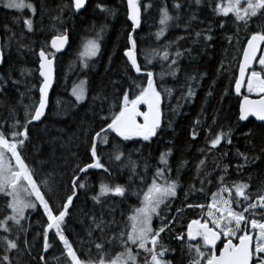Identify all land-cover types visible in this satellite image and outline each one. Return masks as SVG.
I'll return each mask as SVG.
<instances>
[{"label": "snow or ice", "instance_id": "obj_1", "mask_svg": "<svg viewBox=\"0 0 264 264\" xmlns=\"http://www.w3.org/2000/svg\"><path fill=\"white\" fill-rule=\"evenodd\" d=\"M87 0H70V3H61L56 9L50 10L45 0H39L40 19L48 15L50 11L56 14L49 16L51 24L48 31L54 33L50 43L41 41L38 52L32 46L36 42L24 44L25 32L37 31L34 20L38 12L37 4L31 0H0V7L23 14L25 10L31 13V17L21 15L14 22L22 20L24 29L17 34L5 26L4 43L0 44V67L6 63L4 49H9L15 43L17 52L28 51L38 56L39 76L42 82L39 86V100L29 104H23V119L17 118V108L7 105L8 117L0 120V198H3V206L0 208V264H23L22 253L32 255L33 245L21 234H26L30 224L25 222L29 219L26 212L42 209L46 223L42 224V252L47 253L53 247L55 241L62 245L60 256L55 257L57 264H173L166 259L169 253H175V249L164 244L161 239L162 233L173 231V224L177 223V217L183 212V208H176L175 216L169 215L172 204L178 197V189L181 188L179 173L181 168L188 163L182 160L176 168V178H172V166L169 157L172 149L169 148L159 155L158 163L151 174L148 182L147 159H144L143 173L137 171V161L131 158V153L123 150L121 142L138 140L151 143L153 138L160 136L164 129L172 130V120L166 117L165 108L170 103L172 89L164 85L166 75L173 79L181 72L179 61L185 56L195 59L193 48L185 47L181 50L176 47L170 51L173 45L187 39L186 36H177L175 40H169L157 49L152 50L151 58L145 57L146 63L142 66L137 59V40L133 33L141 27L142 8L144 12L153 7L152 3H141V0H126V17L131 22V31L126 37V49L123 56L125 61V76L128 83L126 86L117 80H112V91L118 95L109 96L103 90L91 95L93 116H98L100 124L98 128L83 126L82 135H77L75 140L84 145V156L71 151V147H79L70 139L68 142L69 156L72 157V173L67 183L57 182L54 171L40 176L33 162L28 160L27 148L32 143L29 126H35L34 122H41L48 107V93L54 81V61L56 54L61 52L69 42L68 30L64 25V12H69L68 19L79 14L85 9ZM205 0H172L171 11L167 0H160L158 7L159 28L154 33L159 41L166 35L170 28H182L185 33L193 35L192 44L203 41L201 51L205 52L213 39L212 25L207 29L201 28L196 31L193 24L199 20L198 12L204 6ZM208 7L217 16L228 17L231 13L236 31L226 39L232 47L241 43L239 33H246V46H243L242 60L238 61V75L230 78V86L234 85L237 97H242L239 103L237 122H250L254 117L259 125L244 132L245 137H252L254 130H259L264 140V0H228L227 4L217 2L213 6L209 0ZM96 8L100 12L114 16L116 12L108 7L97 3ZM187 12L185 17L184 13ZM253 18H257L253 21ZM250 22L255 24V29L249 31ZM106 25H102L95 39H88L82 43V51L78 57L81 70L86 71L94 65L89 61L94 60L101 51L100 40ZM219 27H225V21L219 22ZM39 31H45L41 27ZM11 33V35H8ZM250 37V38H248ZM235 40V44H233ZM259 53V55H258ZM227 54V49H225ZM158 58L161 63V71L155 73L148 65L153 59ZM227 58V56H225ZM167 64V68L164 64ZM257 64V67L253 65ZM231 66H225L224 60L220 61L217 69L218 75L228 71ZM30 70H21V76ZM133 73L135 75H133ZM203 78V75L199 77ZM187 81H197L196 74H185ZM8 81L13 85L20 84V80L13 79L11 71L7 76L0 75V96L6 95ZM27 93H21L23 97L32 91V87L26 84ZM242 89L247 95L242 94ZM90 93L88 80L81 79L74 82L71 96L75 98L74 107L88 99ZM229 95V89L225 90ZM208 96L212 95L210 88ZM195 97L193 86L188 85L187 91L181 93V98L190 101ZM31 100V97L29 96ZM99 102V111L95 110ZM6 102H0V108ZM59 105V101L57 102ZM164 105L165 107H162ZM144 106L146 110H142ZM181 107L179 102L176 109H171L174 115H178L177 109ZM203 115V109L201 112ZM217 118L214 114L212 124L204 128V147L198 149L201 159L195 166L196 176L187 190L184 191L185 200L195 193H206V189L215 184L216 191L211 193L210 202L186 203L187 208L200 209L198 218L191 219L186 224V230L182 229L175 233L174 239L182 242L181 256L187 255L186 264H264V181L258 188L253 189L251 174L245 180H230V164L225 163L232 150L227 146L233 144L234 129L229 127L224 130L213 132ZM7 125V127H5ZM201 120L198 118L191 127L190 136L193 141L200 134ZM119 138V139H117ZM111 144V150L101 146ZM66 145L62 144L61 147ZM35 147V145H33ZM246 149L238 148L232 153L235 162L232 167L237 177L243 175L245 169L255 165L264 157V147L260 154L255 152V144L251 139L246 141ZM101 152H107L105 157ZM219 153V155H217ZM211 157L213 167L207 169L208 159ZM117 162V167L122 173L128 169L129 176L126 184L109 183L101 181L98 193L89 197L94 206H101L97 215L95 208L83 211L87 220V239L78 238V247H74L68 237L66 220L71 215L70 207H74V200L78 199L79 190H84L87 196L89 183L87 177L90 170H100L112 175L108 166ZM38 163L43 168L48 160H40ZM67 164V158H65ZM138 181V183H137ZM198 181V185L197 182ZM61 190L63 195L61 196ZM131 196H135L138 203L132 206L128 213L121 212L120 216L126 219L118 220L115 212L116 201L107 200L108 197H119L120 203H124ZM107 211V217L105 216ZM160 220L159 227H153V221ZM83 223V221H81ZM50 233H52L50 242ZM23 245V247H21ZM219 245V247H218ZM81 253H83V258ZM40 264H47L43 254L38 255Z\"/></svg>", "mask_w": 264, "mask_h": 264}, {"label": "trees", "instance_id": "obj_2", "mask_svg": "<svg viewBox=\"0 0 264 264\" xmlns=\"http://www.w3.org/2000/svg\"><path fill=\"white\" fill-rule=\"evenodd\" d=\"M37 4L38 12L34 17V27L37 31L33 33L25 32L24 44H30L32 41L36 43L32 45L38 52L41 41L50 42L53 32L48 31L51 24L49 16L55 15L54 11H50L48 15L40 19L39 14V0H31ZM50 10L56 9L61 3H70L68 0H45ZM152 3L153 7L144 12L142 8V23L141 27L133 33L134 38L137 40V59L138 63L142 66L146 63L145 57L151 58L152 50L159 48L169 40H175L177 36H186L187 39L181 40L178 44L173 45L170 51H174L176 47L183 50L185 47L191 46L193 48V54L196 56L195 59H189L187 56L179 61L181 66V72L175 79L171 76L166 75L163 83L166 87L171 88L172 97L170 103L165 108V115L172 120V130L164 129L163 133L153 138L151 143L132 140L127 142H121L123 150L126 153L125 160L119 163H125L127 153H131V158L137 161L139 167L137 171L143 173L144 159H147L148 168V182H150L151 174L154 171L158 163L159 155L165 152L167 149H172V155L169 157V163L172 166V178H176V168L182 160H187L188 163L185 167L181 168L179 173V181L181 188L178 189V197L172 204V210L169 215L175 216L176 208H183V212L177 217L178 222L173 224V231L170 233H162L161 239L164 244L170 248L175 249V253H169L166 259L173 261V264H186L187 255L181 256L182 242L174 239V235L180 232L182 229L186 230V224L194 218H198L200 209H191L186 207V203H207L210 202L211 193L216 191V185L213 184L206 189V193H195L185 200L184 191L188 189L189 185L194 182L196 176L195 166L201 159V154L198 149L204 147V128L212 124L214 114L217 118L216 125H213V132L219 131L221 127L227 130L229 127L234 129L233 133V144L227 146L232 152H230L225 163L230 164L229 171L231 175L230 180H245L248 175L251 174L253 189L258 188L261 181H264V157L259 160L252 167L245 169L242 176L237 177L235 169L232 164L235 162V158L232 153L235 149L240 151H249L246 149V141L251 139L255 144L256 154H260V149L264 147V140H262L259 130H254L252 137H245L244 132H247L250 128L258 125L252 120L250 122H237V116L239 111L240 97H237L234 92V85L230 86V78L233 75L238 74V61L241 59L242 51L240 49L245 46L246 33L241 30L239 36L241 43L236 44L235 47L229 45L226 36H231L236 31L232 21L234 17L229 14L228 17L217 16L210 7H208L209 0H205L204 6L199 10V20H203L204 23L200 24L198 21L193 24V28L199 31L201 28L207 29L208 25H212L213 39L209 41V47L205 52L201 51L203 41L199 44H192L194 39L193 35L185 33L182 28H170L164 37L159 41L156 39L154 33L158 30V7L160 6V0H143L144 3ZM217 2H223V0H211L214 6ZM100 3L109 9L116 12L114 16L107 13L100 12L96 8V4ZM169 9L171 11L172 0H167ZM126 0H90L85 9L79 14L73 15L71 19H68L69 12H64V25H58L60 28L66 27L68 30L69 44L66 51L61 55H56V79L53 90L49 99V106L43 120L39 124L30 125V136L32 143L28 145L26 150L28 160L33 162V166L36 167L40 176H44L48 172L54 171V178L57 182L63 181L67 183L72 173L70 168L74 166L72 164V157L69 156L68 142L71 139L74 144H80L78 140H75L77 135H82L81 128L83 126H91L98 128L100 124L98 116H93L91 106V95L103 90L109 96L118 95L112 91V80H117L120 83L117 84V88L120 84L128 83L127 77L125 76V61L126 57L123 56V52L126 49V37L131 31L129 25L131 24L126 17ZM21 15H27L4 9L0 7V36L1 41L4 43L5 26L10 28L12 32L19 36V33L23 31L24 26L22 20L14 22L16 18ZM185 17L187 12L184 13ZM257 18H253L255 21ZM225 21V27L221 29L219 22ZM102 25H106L105 31L102 34L100 40L101 51L100 54L94 59L89 61L90 64L94 65L90 69L82 72L72 70L73 64H76V58L79 51L82 49V43L88 39H95L97 32H99ZM250 29H255V24L250 22ZM41 27L45 28V31H39ZM11 35V33H8ZM249 38V37H248ZM235 44V40H233ZM227 49V54H225ZM6 53V63L0 67V75L7 76V73L11 71L13 79L20 80L21 83L13 85L11 81H8V87L5 90L6 95L0 96V102H6L5 106L0 108V120L8 117L7 105H12L17 108V118L23 119V104H29L38 102L39 100V86L40 78L38 76V56L35 53L28 51L17 52L15 43L9 49H4ZM227 56V58H225ZM224 60L225 66H231L228 71L218 75L217 69L220 66V61ZM161 63L158 58L153 59L152 64L148 67L155 73L161 71ZM167 68V64H164ZM257 67V65L255 66ZM258 68V67H257ZM21 70H30L31 75H28V71L21 76ZM196 74L197 81H187L185 74ZM133 75H135L133 73ZM203 75V78L199 77ZM87 79L89 82L90 93L88 99L82 104L75 105V99L71 96V90L73 83L81 79ZM32 87V91L23 97V103H18L21 100V93H27V88ZM193 86L195 97L190 101H185L181 98V93L187 91L188 85ZM212 89V95L208 96L209 89ZM229 89L230 94L225 95V90ZM243 95H247L243 89ZM31 97V100L29 99ZM59 101V105L58 102ZM181 105L177 109L178 115H174L171 109L177 108V103ZM162 107H165L162 105ZM203 109V115H201ZM95 110L99 111V102L96 103ZM201 120L200 134L197 140L193 141L190 136L191 127L194 121L197 119ZM7 127V125L5 126ZM119 139V138H117ZM66 145L61 147V145ZM35 145V147H33ZM108 150H111V144L107 146H101ZM71 151L79 153L84 156V145L80 144L77 148L71 147ZM101 156L105 157L106 162L107 152H101ZM219 155V153H217ZM67 158L68 163H65ZM40 160H48V164L44 165L43 168L38 163ZM112 170V175L109 176L107 173H103L100 170H90V175L87 177L89 183V191L87 196L84 194V190H79L78 199L74 200V207H70L69 212L71 215L67 217L65 235L68 237L70 242L73 243L74 247H78V238L87 239L86 236V225L87 220L83 215V211L95 208L97 215L101 211V206H94L92 200L89 198L92 195L98 193L99 184L101 181L109 183H120L126 184L129 176L128 169H124L121 173L117 167V162H113L108 165ZM213 164L211 157L208 159L207 169L211 170ZM138 183V181H137ZM198 185V181L196 182ZM60 195H63L61 190ZM107 200L116 201L115 204L116 212L115 215L118 220L126 219L121 217L120 213H128L130 207L136 206L138 201L135 196H131L124 203H120L121 198L119 197H108ZM3 206V198H0V208ZM26 216L29 219L25 222L30 224L28 232L21 234L22 239L26 238L29 244L33 245L32 254H36L37 248L41 247L43 238L37 233H42V224L46 223V217H43L42 210L37 209L35 211L27 212ZM105 216L107 217V211L105 210ZM83 221V223L81 222ZM160 220L155 219L153 221V227H159ZM32 227V228H31ZM58 240L54 242L52 247L51 258L46 257L47 264H57L55 257L61 254L62 249L58 245ZM23 247V245H21ZM3 249L0 248V254ZM23 264H40L39 260L33 256L21 254ZM83 258V253H81ZM50 261V262H49ZM49 262V263H48Z\"/></svg>", "mask_w": 264, "mask_h": 264}, {"label": "water", "instance_id": "obj_3", "mask_svg": "<svg viewBox=\"0 0 264 264\" xmlns=\"http://www.w3.org/2000/svg\"><path fill=\"white\" fill-rule=\"evenodd\" d=\"M68 1H70V0H68ZM90 0H87V3L89 2ZM141 1H143V0H141ZM87 3H86V5H87ZM84 9H82L81 11H83ZM130 22V21H129ZM131 23V22H130ZM138 30V29H137ZM136 30V31H137ZM250 38V37H249ZM51 40V39H50ZM50 43V42H49ZM0 44H2V41H1V36H0ZM68 44H69V42H68ZM68 44L65 46V48L61 51V52H59V53H57L56 55H61V54H63L65 51H66V49H67V47H68ZM245 46H246V43H245ZM258 55H259V53H258ZM240 60H242V55H241V59ZM257 64H255L254 63V67L256 66ZM37 67H38V65H37ZM238 75V74H237ZM38 76H39V72H38ZM39 78H40V81L42 82V77H40L39 76ZM55 79H56V60L54 61V81H53V84H52V87L50 88V90H49V93H48V106H49V99H50V95H51V92H52V90H53V87H54V84H55ZM41 84V83H40ZM242 91H243V89H242ZM38 92H39V90H38ZM242 99V97H240V100ZM141 108H142V110H146V108H144V106H141ZM47 109H48V107L46 108V111H47ZM45 114H46V112H45ZM44 118V117H43ZM43 118H42V120H43ZM249 120H252V121H254L255 123H257L258 125L261 123V122H259V121H256L255 120V118L254 117H250L249 118ZM40 122H34V124H39ZM218 247H219V245H218Z\"/></svg>", "mask_w": 264, "mask_h": 264}, {"label": "rangeland", "instance_id": "obj_4", "mask_svg": "<svg viewBox=\"0 0 264 264\" xmlns=\"http://www.w3.org/2000/svg\"><path fill=\"white\" fill-rule=\"evenodd\" d=\"M227 2H228V0H223V3L224 4H227ZM12 11H14V10H12ZM24 13L27 15V17L26 16H24L25 18H28L29 16H30V12L28 11V10H25L24 11ZM23 13V14H24ZM231 14V13H230ZM83 49H81V51H82ZM76 64H73V67H72V70L74 71V70H76L77 72H82V70H81V64H80V61H79V57L77 56V58H76ZM257 67H258V65H257ZM79 82V80L76 82V83H78ZM245 91V90H244ZM245 93L247 94V92L245 91ZM75 99V98H74ZM42 210V209H41ZM29 211H33V210H31V209H29L27 212H29ZM27 212H26V214H27Z\"/></svg>", "mask_w": 264, "mask_h": 264}, {"label": "flooded vegetation", "instance_id": "obj_5", "mask_svg": "<svg viewBox=\"0 0 264 264\" xmlns=\"http://www.w3.org/2000/svg\"><path fill=\"white\" fill-rule=\"evenodd\" d=\"M29 17H31V14H30V16ZM33 19H34V17H32ZM32 228V227H31ZM42 228H40V230H41ZM52 233H50V242H51V237H52ZM41 237H42V235H41ZM58 245L60 246V248L62 249V245H60L59 244V242H58ZM41 247H42V243H41ZM40 254H43L44 256H45V258L47 257L48 259H50L51 258V255H52V248H50L49 249V251L47 252V253H43L42 252V249L40 248V247H38L37 248V251H36V254H32L31 256H33V257H35V258H37L38 259V255H40ZM60 256V255H59ZM50 262V261H49ZM48 262V263H49Z\"/></svg>", "mask_w": 264, "mask_h": 264}]
</instances>
